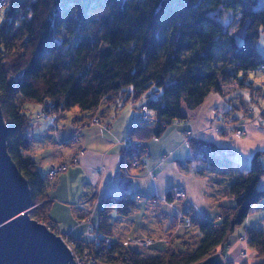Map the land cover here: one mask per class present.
I'll use <instances>...</instances> for the list:
<instances>
[{
    "label": "trees",
    "instance_id": "16d2710c",
    "mask_svg": "<svg viewBox=\"0 0 264 264\" xmlns=\"http://www.w3.org/2000/svg\"><path fill=\"white\" fill-rule=\"evenodd\" d=\"M261 0H0V105L7 126V150L28 182L35 221L49 219L51 182L30 155L31 125L27 103H45V114L74 108L93 119L106 103L115 111L131 98L155 86L156 98L143 106L153 123L130 130L128 153L140 155L139 143L158 139L174 123L187 121L192 111L224 83H244L249 71L264 69L256 43L264 32ZM246 21L242 44L219 21L222 13ZM243 74L244 78H240ZM102 113V111H101ZM194 155L228 181L224 196L236 201L222 206L219 222L200 219L194 244L172 245L162 256H146L107 239L112 235L110 215L131 214L136 201L123 194L107 198L99 211L92 242H77L96 264H198L215 253L224 255L233 232L244 224L251 209L264 198L257 185L264 175L259 156L250 171L238 173L234 152L194 137ZM171 201L170 194L167 195ZM247 247L264 264V231H245ZM225 264H229L225 262Z\"/></svg>",
    "mask_w": 264,
    "mask_h": 264
},
{
    "label": "crops",
    "instance_id": "0c3cea01",
    "mask_svg": "<svg viewBox=\"0 0 264 264\" xmlns=\"http://www.w3.org/2000/svg\"><path fill=\"white\" fill-rule=\"evenodd\" d=\"M259 70L262 73L255 71L257 80L251 82L253 87L250 88V91L247 88L248 100H246L247 94L240 90L248 86H240L236 81L224 83L222 92L213 91L201 105L186 112L189 122L174 123V126L167 129L159 139L153 136L144 142L147 152L150 154L147 160L148 167L155 173L153 178L145 173L132 179L122 174L123 153L122 147L117 141L130 134L133 126L139 124L137 120L139 111L136 115L130 110H125V107L118 110L119 112L111 107V110H114V119L111 118V121L109 117L106 118L103 112L102 123L98 126L89 124V118L86 123L83 119V125L87 128L83 132L75 133L78 135H73L70 141L67 140V144L63 143L69 146L71 152L56 157L57 159L40 158L42 171L39 170L46 177L52 165L72 160L81 147L86 150L76 165H72L67 171L50 180L51 185L48 190L49 219L54 221L61 233L69 234L74 240L92 242L97 237L95 228L99 222L98 210L102 207L103 202L107 198L117 200L123 194H128L134 198L136 203L131 214L125 218L131 221L130 219L134 218L135 214L146 212L145 208L157 209L162 215L157 218L164 219L163 226L170 232V236L173 233L172 239H175L173 247L176 250L183 249L185 247L183 240L186 242L190 235L183 225L174 227L176 218L181 213L190 214L194 219L193 222H198L200 219L214 220L218 218L222 206L217 205L216 199L212 197L209 190L213 186V179L221 184L220 191H223V195L228 184V181H218L215 176L217 172L210 170L207 164L194 155L190 141L185 142L183 133L185 130H192L197 138L212 142L221 148L231 149L234 152L235 168L240 174L250 171L253 157L259 153H261L259 158L264 168V69L259 68ZM236 91H238L237 95H235ZM260 97L263 99H259ZM248 107H253V110L248 112ZM216 114L221 117L232 116L233 124L241 126L213 130L211 124ZM123 115L125 117L122 119ZM151 123H147V125ZM108 124L111 127L106 129L105 126ZM239 127L243 130L242 135L236 134ZM74 138H78L76 143L73 142ZM34 148L32 138L29 153L37 164ZM163 156L166 158L160 162ZM101 167H104L103 176L99 175ZM209 171H212V174H209ZM97 184H99V189L96 192ZM175 186L183 188L185 197L171 203L168 199L166 200V197L170 194L172 199V194L168 192ZM257 189L264 191V175L260 178ZM149 194L152 197L149 198ZM251 211L244 221L245 229L255 228L264 231V198L254 205ZM113 214H116L113 216L115 217L114 223L124 217H120L113 210L110 215V223ZM135 223L136 221H133L130 228V224L124 222L123 227L130 228L127 233H125L126 228L119 230L116 225L113 226L111 223L112 235L110 239L112 242L130 239L135 234L142 237L148 236L154 238V242L150 246H154L155 250L159 251L157 255H164L167 252L165 242L167 237L161 235L153 237L147 233L142 235L139 230H135ZM261 226H263L262 229ZM245 234L239 230L230 236L228 241L230 245L223 252L227 263L243 261L251 264V259H257L255 251L249 250L246 243L240 242L241 235ZM128 247L140 252V248H137L140 247L138 244H130ZM245 248L248 249L250 258L241 257L240 253Z\"/></svg>",
    "mask_w": 264,
    "mask_h": 264
},
{
    "label": "rangeland",
    "instance_id": "374dc122",
    "mask_svg": "<svg viewBox=\"0 0 264 264\" xmlns=\"http://www.w3.org/2000/svg\"><path fill=\"white\" fill-rule=\"evenodd\" d=\"M257 7L263 8L264 7V0H261L260 3L257 5ZM219 21H221L222 24L228 29V31H230V33L234 35L235 41L237 42V44H242L244 42L243 38H244V35L246 32L245 29H246L247 22L246 21L243 22L242 20H240L239 15L224 12L221 14ZM256 47H257V50L260 52V54L264 57V32L262 33L261 37L257 40ZM255 71L262 73L259 69L249 71L248 72L249 75L247 76V78H245L244 83L250 84L252 81L257 80ZM240 78H244L243 74H241ZM247 88L249 89V91L251 90L249 87H244V88L240 89L241 91L244 92V94H247L246 100H248V97H249ZM160 92H161V89L156 88L155 86L149 87V90L140 94L138 98H133V99L131 98V100L129 101V104L124 106L126 108L125 110H130L131 113H136V115L139 111V114H138V117H139V115L142 111L141 105L148 103L151 98H156L160 94ZM237 93H238V91L235 92V95H237ZM259 99H263V98L260 97ZM251 105H252V103H251ZM45 107H46L45 103L44 104L43 103H37V102L27 103V113L30 115L31 136L33 138V145L35 147L34 148L35 149L34 154L36 157L38 167L41 171H42V167L40 166V158L52 157V159H54L56 157L57 158L61 157L63 154H67V153L71 152L70 148H68L69 146L68 145L66 146L64 144L67 142V140L70 141L71 137L73 135H76L75 133L83 132V130L87 128L83 124L86 123L88 115H89V112H87V113L81 112L78 110L77 107L74 109H71L69 111H65L64 114L63 113L45 114L44 113ZM111 107H113V105H111V103H109V104L105 103L102 106L103 109L100 108V110L102 111V113L99 114L100 118H101V115L103 116V112H104L105 113L104 116H106V118L109 117L110 119L111 118L114 119V116H113L114 110H111ZM120 110H122V108ZM185 111L188 112L189 110L186 109ZM247 111L250 112V110H248V109H247ZM95 116H96V113H95ZM148 116L150 117L151 121H147V122L148 123L153 122L154 120L152 117V113H148ZM124 117H125V115L122 116V119ZM83 119H85L84 123L82 121ZM112 119H111V121H112ZM91 120L88 121L89 124H91ZM101 123L98 125H101ZM233 123H234V121H233ZM145 124H147V123H145ZM106 126H108V125H106ZM172 126H174V124L169 126L167 129L172 128ZM167 129H166V131H167ZM185 131H192V130H185ZM183 138H184V136H183ZM66 147H67V149H66ZM233 159H234V154H233ZM210 170H212V169L210 168ZM122 172H123V170H122ZM134 173L136 174L137 172H134ZM122 174H124V172ZM209 174H212V171H209ZM125 176L127 177V175H125ZM211 181H212V179H211ZM220 188H221V184H218L213 179V186H211L209 192L211 193L212 197L216 199L217 205L220 204L221 206H226V207L236 205V201L234 200V198H232L230 196L229 197L224 196L223 191H220ZM180 200L181 199H176V200H174V202L180 201ZM230 200H232L234 202H231ZM90 208H91V210H93L92 207H90ZM99 210H98V213H99ZM145 210H146V212H144V213H140L139 215L135 214L134 218L130 219L131 221H129V219L127 220V218L123 217V218H119L120 221L117 223H114L115 217H113V216H115L116 214H113L112 219H111V223L113 226L116 225V227L120 230V229L126 228V227H123L124 222H128L130 224L129 227L131 228V226L133 225V221H136V223H135L136 229L135 230H139L142 235H145L147 233V234L152 235L153 237H157L158 235H161L163 237H167L166 241H165L166 245H167V249H168V246H170V245L173 246V242L175 241V239L174 240L172 239L173 233L171 234L172 236H170L169 235L170 232L165 230V228L163 226L164 219L161 218L159 220L157 218L158 216L162 217L160 212L157 209L153 210V209H146L145 208ZM214 220H216V222H219L218 218H216ZM38 221L43 223L45 226L48 225V223L44 220H38ZM97 225H96V227H97ZM174 225H175L174 227H177V226L182 225V224L177 223ZM113 226H112V228H113ZM183 226L188 231V233L190 235V237L187 239V241L190 239L189 240L190 243L194 244L196 239H197L198 234L200 233L199 228H198V224L196 222H193L192 226L191 225L190 226L189 225H183ZM244 226H245V224H242L234 232L237 233V231H239V230H240V232L241 231L245 232L246 229ZM260 228L262 229L263 226H261ZM129 229H127L125 233H127ZM49 230L57 233L56 230H54L53 228H49ZM145 237H148V236H145ZM145 237H142V236L135 234V236H132L130 239H125L124 241H119L118 243H120L123 246H129L130 244L127 243L128 241L131 244H133V241H135L136 238H145ZM244 237H245V235H244ZM149 238H152V237H149ZM152 239L154 242V238H152ZM157 242H160V240H157ZM139 246L140 247H137V248H140V253L143 257L159 254V251H156L154 246L149 245L146 249L143 248L141 245H139ZM247 248L242 249V251L240 253L241 257H244V254H243L244 250H246L247 254H248L249 248L248 249ZM248 257H249V254H248ZM253 260H254V263L262 262L261 259H258V258L254 259L253 258L250 260L251 264H252ZM244 261H245V259H244ZM229 264H250V263L238 261V262H232Z\"/></svg>",
    "mask_w": 264,
    "mask_h": 264
},
{
    "label": "water",
    "instance_id": "95a60500",
    "mask_svg": "<svg viewBox=\"0 0 264 264\" xmlns=\"http://www.w3.org/2000/svg\"><path fill=\"white\" fill-rule=\"evenodd\" d=\"M7 126L0 105V264H75L61 235L30 216L32 200L7 150ZM198 264H225L215 253Z\"/></svg>",
    "mask_w": 264,
    "mask_h": 264
},
{
    "label": "built area",
    "instance_id": "2783aa9c",
    "mask_svg": "<svg viewBox=\"0 0 264 264\" xmlns=\"http://www.w3.org/2000/svg\"><path fill=\"white\" fill-rule=\"evenodd\" d=\"M3 4L7 3V0H2ZM253 102L255 103V100H253ZM141 113L138 117V120L142 123H148L147 121H151L150 117L148 116V109L146 108V106H142L141 107ZM248 110H250V112L253 110V107H248ZM101 110L100 108L97 109V113L96 116H94V118L91 120V124L92 125H98L101 122V118H100V114ZM189 122V120H187ZM233 117L229 116V115H225L224 117H221L220 115L216 114L213 118L212 124H211V129L215 130V129H223L226 127H238L241 126L240 124H233ZM111 127V125L108 124V126H105L106 129H109ZM236 134L238 135H242L243 134V130L242 128H238ZM184 140L185 142L190 141L192 138L195 137V133H193L192 131H185L184 134ZM156 137V136H155ZM78 141V138H74L73 142L76 143ZM131 135L128 134L126 137H124L123 139H120V141H117V143L119 145H121L122 147V153H123V159H122V170L124 172L125 175H127L128 178L132 179V178H136V177H140L141 175H143L144 173L147 176L150 177H154L155 173H153V170L150 169L148 167V158L150 157L149 152H147V148L144 145V143H139L137 146V149L140 150L141 154L140 155H133V154H129L128 153V149L130 148L132 142H131ZM85 148L81 147L78 150V153L76 154V156L70 160V161H62L57 163L56 165H52L50 171L47 173L46 178H48L49 180H52L54 178L57 177L58 174L65 172L68 170V168H70L72 165H76L79 161V158L81 156H84L85 154ZM166 156L161 157L160 162H163L165 160ZM134 172H137L136 174ZM104 173V167H101L99 175L103 176ZM96 192L99 189V184L96 185ZM168 193L172 194V199H171V203H173L174 200L176 199H183L185 197V193L182 187L180 186H175L174 188L170 189ZM148 197H152L151 194L148 195ZM140 198V197H139ZM167 200V197H166ZM83 221H85V219H83ZM193 217L190 214H184L181 213V215H179L176 218V224H182V225H193ZM48 225H46L49 228H53L54 230H56V234L57 235H61L62 240L65 242V244L67 245L68 249L72 252L73 255V260L75 262V264H96V260L94 258L90 259V257L88 256V250H86V248H83L82 251H78L77 250V242L76 240H74L69 234L66 233H61L56 224L54 223V221H49L47 222ZM111 239H107V241L109 242ZM246 242V238L244 237V235H241L240 237V242ZM153 242L152 238L149 237H145V238H136L135 241H133V244H139L141 245L143 248H147L149 245H151ZM128 244H131L129 241L127 242ZM126 245V244H125ZM244 254V258L248 257L247 251L244 250L243 252ZM222 255V254H220ZM224 258V261L226 262V258L225 255H222Z\"/></svg>",
    "mask_w": 264,
    "mask_h": 264
},
{
    "label": "bare ground",
    "instance_id": "6f19581e",
    "mask_svg": "<svg viewBox=\"0 0 264 264\" xmlns=\"http://www.w3.org/2000/svg\"><path fill=\"white\" fill-rule=\"evenodd\" d=\"M137 120H138V119H137ZM138 122H140V121L138 120ZM140 123H142V122H140ZM140 123H139V124H140Z\"/></svg>",
    "mask_w": 264,
    "mask_h": 264
}]
</instances>
